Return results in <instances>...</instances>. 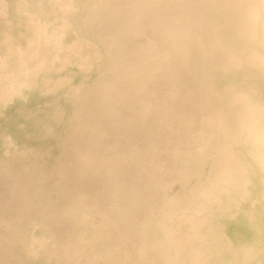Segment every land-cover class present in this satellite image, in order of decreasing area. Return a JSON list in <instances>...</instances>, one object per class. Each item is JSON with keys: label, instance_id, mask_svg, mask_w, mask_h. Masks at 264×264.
<instances>
[{"label": "bare ground", "instance_id": "1", "mask_svg": "<svg viewBox=\"0 0 264 264\" xmlns=\"http://www.w3.org/2000/svg\"><path fill=\"white\" fill-rule=\"evenodd\" d=\"M0 11V264H264V0Z\"/></svg>", "mask_w": 264, "mask_h": 264}, {"label": "rangeland", "instance_id": "2", "mask_svg": "<svg viewBox=\"0 0 264 264\" xmlns=\"http://www.w3.org/2000/svg\"><path fill=\"white\" fill-rule=\"evenodd\" d=\"M0 12H2V11H0ZM2 15H1V13H0V28H2V27H4V23L2 22ZM11 111V110H10ZM8 112V110L7 111H5V113H7ZM5 115V114H4ZM3 115H0V117L3 119V117H2ZM42 162V163H41ZM37 163L39 164V166H37ZM48 163V162H47ZM43 164H45V165H43ZM54 164H47L46 165V162L44 163L43 162V160H37V161H35V165L33 166V168H31V169H33V170H29L28 172H25V173H23V175H24V177H25V179L27 180V184L29 183V185L25 188L26 190H25V192H27L28 194L29 193H31V194H29V195H31L32 197H34L35 198V201H36V203L37 202H42V201H44V198H46L47 196H51V195H54L56 192H55V187H54V185H53V179L52 180H50V181H48L49 179H50V176L48 175V174H51L52 172V174H54V172H56V169H55V167L53 166ZM45 166H47V167H45ZM45 167V168H44ZM54 167V168H53ZM42 168V169H41ZM44 168V169H43ZM51 168H53V169H51ZM34 169H36L37 171H35ZM41 169V170H40ZM35 171V172H34ZM50 172V173H49ZM0 190H1V188H3V187H5V186H7V185H5V184H7V182H5V183H3L4 181H6V177H8L7 175H6V172L4 173V172H2V171H0ZM34 173H35V175H34ZM39 173L41 174L40 176H43L42 178H43V181H42V183L40 184V185H38V182H36L35 180H33L34 178L36 179V174H37V176L39 175ZM46 174V175H44V174ZM5 174V175H4ZM32 174V175H31ZM51 174V175H52ZM4 176H5V178H4ZM35 176V177H34ZM44 176H46V177H44ZM49 177V179H46V178H48ZM29 178H31V179H29ZM54 178V177H53ZM10 179H12V177L11 178H9L8 180H10ZM3 180V181H2ZM25 180V181H26ZM10 182H11V180H10ZM45 182V183H44ZM31 183H34V184H31ZM37 187V185L39 186V188L37 187V188H35L34 189V187L35 186ZM49 185H50V187H49ZM53 185V186H52ZM32 187V188H31ZM47 187H48V189H47ZM32 189V190H31ZM39 189V190H38ZM47 189V190H46ZM30 190H31V192H30ZM43 190V191H42ZM52 190V191H51ZM37 191V192H36ZM45 191V192H44ZM34 193V194H33ZM40 193V194H39ZM48 193V194H47ZM39 196V197H38ZM42 198V201L40 200ZM39 200V201H38ZM58 204L59 205H61V202L59 201L58 202Z\"/></svg>", "mask_w": 264, "mask_h": 264}]
</instances>
